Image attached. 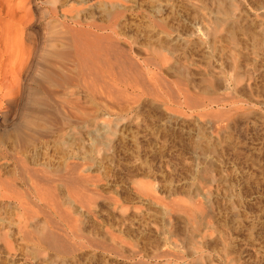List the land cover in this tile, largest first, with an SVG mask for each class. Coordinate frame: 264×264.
<instances>
[{
    "label": "bare ground",
    "instance_id": "bare-ground-1",
    "mask_svg": "<svg viewBox=\"0 0 264 264\" xmlns=\"http://www.w3.org/2000/svg\"><path fill=\"white\" fill-rule=\"evenodd\" d=\"M202 30L209 51L226 43L228 52L217 50L225 66L200 64ZM238 38L253 60L264 58V0H0V214L15 200L30 219L18 232L56 245L34 220L52 207L45 198L65 193L85 200L89 213L87 199L106 192L131 202L111 208L121 234L157 237L150 257L264 264V68L235 66ZM169 77L175 93L167 102L159 85ZM202 92L217 101L243 96L248 110L202 116L194 111ZM246 136V153L222 155L230 138ZM228 160L234 173L220 170ZM192 172L208 184L187 182ZM182 188L184 199L171 197ZM215 207L224 227L209 219ZM107 232L111 246L137 253Z\"/></svg>",
    "mask_w": 264,
    "mask_h": 264
},
{
    "label": "rangeland",
    "instance_id": "rangeland-1",
    "mask_svg": "<svg viewBox=\"0 0 264 264\" xmlns=\"http://www.w3.org/2000/svg\"><path fill=\"white\" fill-rule=\"evenodd\" d=\"M46 27H47L46 24L43 23L41 25V30L45 31ZM201 40H202V45H200L201 43H196L197 45L195 44V46H194L196 48V49L194 48L196 51V52L195 51L194 52L196 54L201 53V55L200 54L197 55L198 57L201 56L200 60L197 57L200 64L201 65L203 64L202 66H204L205 64H206L205 66H210L209 64H211L213 66V65H215V62H216V65L219 63L217 66L222 65L220 63L221 60L218 59V57L221 53L228 52L229 49H227V47L222 48V45L224 44L223 46H226V43L223 42V44H222V42H219L220 45L219 44L217 45V43H218V41H217L214 44L217 47L215 46L216 47L215 53H213V52H211L212 51L211 49L213 48L212 47L213 43H211L212 45H210V43L208 42L209 40L207 38H205L204 30H202ZM236 41H238V44H237V48L234 51L235 54H233V55H236V57H234L236 60L235 66L244 67V66H249L251 64V66H261V68H264V58L253 60L251 57V53H250L251 51H250L249 47L246 46L244 40L243 39L241 40V38H238ZM243 44H245V45H243ZM218 47L225 49L226 51L222 50L224 52H221V50L219 49L220 52H218L217 51ZM167 48H168V46L162 48V52L164 55L166 54V56H168L167 54H168V50H169V48H168V50H167ZM209 50H211V51H209ZM207 51H208V53L211 52L210 55L212 57L208 56L209 54H207ZM216 51H217L218 55H215ZM236 52H238V53H236ZM213 55H215V56H213ZM205 60H206V62H205ZM222 66H225V65H222ZM227 73H229L228 70H227ZM169 79H171V80L169 81ZM172 82H173L172 78L169 77V78H167L166 86L159 85V89H160L159 95H160V97H162L161 99H163L167 102L171 101V95H173L175 93L174 92L175 87H174V84ZM161 86L164 88H162ZM165 87H167L168 89H166ZM218 92L222 93V90H221V92H220V90L217 91V94H219ZM200 94L198 96H195V97H199V98H197L198 101L201 98L200 99L201 101H199V102L201 103L202 106L199 107V105H198L199 102L196 100V98H194L195 101H194V99H193V101L198 102L197 103L198 106L195 105L194 111H196L197 113L200 112V114H202V116H203V113H206L210 110L213 112H215V111L219 112L218 109H220V111H221V109H226V108H227L226 109L227 111L231 109L228 112L226 111L227 116H230L232 114L231 112H234V110H238V111L243 110V109L248 110L247 108L249 107L248 103L241 100V98L243 99V96H241L237 99L236 98H232L230 100L228 99L229 101L225 99L226 101L222 100V101H224V102H222V101H217L216 96H215V98H213L214 96H212L213 95L212 93L208 95L207 93L202 92V94L201 95ZM203 94H206V96L208 98L206 96H203ZM163 95H164V97H163ZM209 96H211L212 102H211V99ZM194 104H196V103H194ZM229 107H231V108H229ZM236 107H238V108H236ZM224 112H225V110H224ZM222 116H220V117H222ZM224 116L226 117V114ZM224 116L222 118H224ZM202 119L205 120V118H203V117H202ZM230 130H233V129H230ZM229 133L232 135L230 136ZM227 136H230V137L235 136L234 130H233V132H231V131L228 132ZM242 138L243 137H240L239 139H236L235 137L230 138L228 140L229 146H226V148H225L228 151L224 149V153H222V155L231 160V158L233 157V154L234 155L236 154L235 152L237 149H239L237 151H240V152L242 151V153H246L247 152V150H246L247 149V146H246L247 136L244 137L243 141H242ZM236 141L238 142L237 144H235ZM230 142H231V145H230ZM242 142H245V143L243 144ZM240 143H242V144H240ZM238 144H240L241 146H239ZM238 146L242 147V148H239ZM241 149H244V150H241ZM243 151H245V152H243ZM231 152H232V154H231ZM230 160L227 161L228 163L226 162V163L221 165L222 169L220 168V170L222 171V173L230 172L232 169L233 170L231 173H234L235 170L237 169L234 162L230 161ZM230 162L231 163L233 162V163L231 164ZM234 165H235V167H234ZM213 173L215 174V172H213ZM188 177L190 178V180ZM202 178H203V175H200L197 173L193 175V172H192V173H188L186 175L185 180L187 182L192 181V183H202V185H207L208 182H204L205 180H203ZM156 183L157 182H155V185L158 184V183L157 184ZM205 183H207V184H205ZM101 184H102L101 187L104 188L103 190H106L107 187L111 185V183L109 184V182H106V181L104 183H101ZM106 184H108V186ZM55 185H57L59 188L63 189L61 182H56ZM230 187L231 186H229V189H232ZM182 189H184V188H182ZM182 189H178L177 190L178 192L174 191V194L171 195V197L174 199H176V198L177 199H184L186 196V194H185L186 192H185V189L183 191H182ZM234 189H233V193L235 192L234 194H236V196H237L238 195V188L235 187ZM175 192H176V194H175ZM102 194H104V195H102ZM110 194L111 193L106 194V192H104V193L102 192L101 195L94 196V199H93V197L92 198L90 197L91 200L88 198L86 203L89 202L88 203V205H89L88 209L90 210L89 213L85 212V211H87V208H86L87 205L84 207V204H83V202H85V200H83V202H80L78 200V198H74V197H70V196L68 197L65 193H58L57 196L54 198H45L46 202L50 201L54 205L51 204L52 207L46 206L44 208L45 211L42 209L43 214H40L42 212L39 211V213L37 214L38 216L36 215V212H35L34 215L37 216L38 220L35 216H33V217L36 218V219H34L36 221V225L39 224L38 226H36L37 228L39 227V229L43 230V232L45 231V233L51 234L54 237H56V241H55L56 245H51V244H47V243H45V244L43 243V245H42V243H40L41 245L39 243L36 244L34 242L35 240H33L34 237L32 236V233L30 231L28 233L29 237L24 236L21 233H19L20 230H18V229H23V228H19V227L23 223L24 219H27L28 221H30V219H28L29 215L27 217L26 213H23L21 209H19L18 207H15V206H17L15 204L16 201L13 200L15 202L14 203L12 201L13 202V204H12L13 210H12V208L10 210H7L5 216H4L5 213L0 214V216H4V220L2 222L3 224L0 225L1 226L0 231H1V229L6 230L5 232L3 231L5 236L1 235V233H0V235L2 236V238H7L6 240H8V242L10 241L9 243H11L13 245V246L11 245L13 249L11 251V255H9L10 251H8L6 247L2 246L3 240L0 238V264H136L137 260L138 261L142 260L143 262L145 260H147L144 262V263L147 262L146 264H150V263L156 264L157 261L159 262V264H161V262H162V264H164L165 259H163V258L158 259V258H153V257L149 256V255L153 254V253H151L153 251L151 250L150 246H152V242H154L153 241L155 239L154 234L151 233L150 235H148V237L150 239L147 237L138 238L135 236L134 232H132V233H134L132 235H131V232H128L127 234L122 233L123 234V237H122V234L114 226L113 222H114V215L115 214L112 212L111 208H112V206H114L115 203H117V204L122 203L123 200L118 195L116 196L115 194H113L114 196H112V195L110 196ZM162 194H163V197L162 198L160 197L161 202L162 203L165 202L167 204V202L169 201V199L167 200L168 194L161 193L160 195H162ZM164 194L166 195L165 198H164V196H165ZM110 198L111 199L113 198V199L111 200ZM117 200H119V201H117ZM230 200H231L230 204H232V202L236 201V199L233 197H230ZM230 200H229V202H230ZM158 201H160V200H158ZM226 203L228 204V202H226ZM235 203L236 202H234V204ZM92 205H95L96 207H94ZM123 205L124 206H130L131 202H123ZM235 205L237 206V208L240 210L241 213L244 212V210L242 209V207L240 208L238 203H236ZM91 207H93V208H91ZM216 209H217V211H216ZM220 210H222V209H220ZM7 212L9 213V215ZM221 212H219V209L217 207H215L213 210L214 218H213V214H211V216L209 218L212 221V223L217 227H224L226 224V221L223 220L222 219L223 217H221L222 215H220ZM28 213L33 215L30 212H28ZM105 219H107V220H105ZM220 221H222V222H220ZM22 226L24 227V224ZM27 229L30 230L31 228L28 227ZM105 229H106V231H105ZM106 232L107 233L113 232L110 234L115 235V238L118 237V240H119V235H120V238L123 240L122 242H124V244H127L126 247L135 248L136 251H137V249L139 251L140 249L143 248L145 251L142 249L143 251L142 250L139 251L140 255H138L139 254L138 251H137V253H133V255H132L131 253L129 254V252H127V251L123 252L122 250H119V249L117 250V248H114L113 246H111L113 242H112V240H110V238H109L110 236L107 235ZM114 232H116V233H114ZM6 235L8 237H6ZM107 236H109V237H107ZM26 237H28V238H26ZM31 237H32V240H31ZM152 237H154V238H152ZM105 239H107V240H105ZM140 239H143V240H140ZM144 239L148 240V242H147V240H145L147 244L150 242L148 246L145 243ZM116 240L117 239H115V241ZM156 240H157V237H156L155 241ZM134 241H135V243H134ZM128 244H129V246H128ZM146 246L150 247V249L149 248L146 249ZM4 248H5V250H4ZM152 249H153V247H152ZM7 251H8V254H7ZM13 251L16 254L13 255ZM114 251H116V253ZM118 252H120V253H118ZM146 252L149 255H147ZM143 253H146V254H143ZM145 255H147V256L145 257ZM143 259H145V260H143ZM155 259H157V260H155ZM139 263L140 262H138V264ZM144 263H142V264H144ZM215 263L218 264L219 262L214 261V264Z\"/></svg>",
    "mask_w": 264,
    "mask_h": 264
}]
</instances>
